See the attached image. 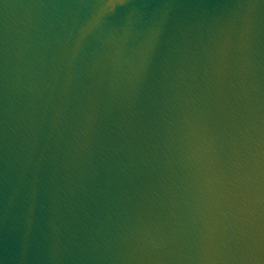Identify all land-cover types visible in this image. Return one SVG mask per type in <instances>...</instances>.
I'll return each instance as SVG.
<instances>
[{"label": "water", "instance_id": "1", "mask_svg": "<svg viewBox=\"0 0 264 264\" xmlns=\"http://www.w3.org/2000/svg\"><path fill=\"white\" fill-rule=\"evenodd\" d=\"M0 264H264V0H0Z\"/></svg>", "mask_w": 264, "mask_h": 264}]
</instances>
